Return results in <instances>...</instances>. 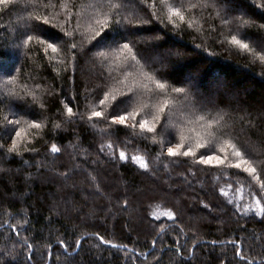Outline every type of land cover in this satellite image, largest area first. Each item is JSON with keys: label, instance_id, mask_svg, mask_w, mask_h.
I'll use <instances>...</instances> for the list:
<instances>
[{"label": "trees", "instance_id": "trees-1", "mask_svg": "<svg viewBox=\"0 0 264 264\" xmlns=\"http://www.w3.org/2000/svg\"><path fill=\"white\" fill-rule=\"evenodd\" d=\"M0 264H264V0H0Z\"/></svg>", "mask_w": 264, "mask_h": 264}, {"label": "snow or ice", "instance_id": "snow-or-ice-1", "mask_svg": "<svg viewBox=\"0 0 264 264\" xmlns=\"http://www.w3.org/2000/svg\"><path fill=\"white\" fill-rule=\"evenodd\" d=\"M29 39H31V37H29ZM49 47H52V45L49 44ZM125 47H127V45H125ZM241 47L244 48V47H246V45L241 44ZM53 50L55 51V49H53ZM176 91L179 92V91H181V89L177 88ZM68 111H69V113H71V109H69ZM93 115L100 116L101 114L99 112H95ZM125 119H126V117L124 115H119L117 117L118 122L121 123V124L124 123ZM139 126H140L141 129L145 128V122L144 121H140L139 122ZM147 130L149 132H151V131H153V128L152 127H148ZM19 135H20V132L17 131L16 132V136H19ZM13 145L15 146V140H13ZM180 147H181L180 145H177V147L175 149L172 148V147H169L168 150H167L168 151V155L169 156H173V157L176 156V155H178L179 154V148ZM53 151H55V149H53ZM120 155H121V159H123L124 158V153L122 152ZM183 155L184 156H189V155H195V153H193L192 150L189 149L188 151L183 152ZM234 155L237 158H239L240 155H241V153L239 151H236V152H234ZM213 160H215L218 164H223L225 162L224 159H220V158L215 157V156H209V155H203L202 154L201 157H200V162L201 163H205V164H207V163H209V162H211ZM241 163H247V162L246 161H241L240 163H237L234 166L237 167V168H239L241 166ZM141 166L142 167H146L145 165H143V163L141 164ZM244 171L245 172H248L250 175H252V174L255 173V169L254 168H251V167H245L244 168ZM236 255L239 256L240 255V252L237 251Z\"/></svg>", "mask_w": 264, "mask_h": 264}, {"label": "rangeland", "instance_id": "rangeland-1", "mask_svg": "<svg viewBox=\"0 0 264 264\" xmlns=\"http://www.w3.org/2000/svg\"><path fill=\"white\" fill-rule=\"evenodd\" d=\"M184 140V139H183ZM206 144V143H205ZM212 163H217L215 160L212 161ZM162 185L167 188V189H174L175 187L173 186H168V183L163 182ZM176 194H178V191L176 192ZM158 200V199H157ZM193 212V211H192Z\"/></svg>", "mask_w": 264, "mask_h": 264}, {"label": "water", "instance_id": "water-1", "mask_svg": "<svg viewBox=\"0 0 264 264\" xmlns=\"http://www.w3.org/2000/svg\"><path fill=\"white\" fill-rule=\"evenodd\" d=\"M110 247H113V248H120V247H118V246H115V245H109ZM78 247H79V245H78ZM122 248V247H121Z\"/></svg>", "mask_w": 264, "mask_h": 264}]
</instances>
